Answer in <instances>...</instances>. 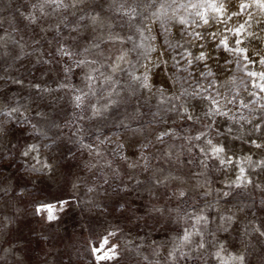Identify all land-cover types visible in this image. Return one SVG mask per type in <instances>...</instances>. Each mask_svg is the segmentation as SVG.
<instances>
[{"label": "rangeland", "instance_id": "obj_1", "mask_svg": "<svg viewBox=\"0 0 264 264\" xmlns=\"http://www.w3.org/2000/svg\"><path fill=\"white\" fill-rule=\"evenodd\" d=\"M38 2L0 0V37L5 38L0 41V77L3 78L0 102L20 109L3 125L4 132L0 133V152L4 154L0 163L7 165L15 161L11 167L4 168V175L9 179L0 184L3 189L0 192V264H96L92 248L99 246L101 238L109 232H116L109 238V245L117 246L118 256L101 264H221L214 256L220 245L224 246L221 253L224 264H238L231 259L234 255H243L244 264H264V237L252 231L255 226H264V204L261 203L264 200V166H258L264 159V148L257 149L252 143H264V131L254 129L257 122L264 128V121L260 119L262 113H250L237 103L224 107L228 116H206L211 106L209 100L203 95L196 98L182 96L180 101L172 102L177 105V112L161 110L157 123L149 124L151 113L161 107L158 96H153L152 92L158 88L166 89L168 95L181 91L179 84L168 79L171 73L165 75L154 70L155 74L150 76L154 87L150 92L138 87L128 75L130 71L139 75L143 71L141 65L147 63L138 54L139 50L130 52V64L122 65V71L113 74L108 67L112 62L109 57L114 58L119 53V44H101L99 50L89 53H83V49L107 36L109 31L124 37L133 36L138 43L137 27L144 29L145 36L156 35L155 43L161 45L163 38L159 24L153 23L151 18L155 7L146 8L147 0H127L125 8H135L138 13L130 21L118 10L125 0H115V3L113 0H84L75 7L58 10L46 6L47 15L32 7ZM253 11L259 18L258 10ZM30 14L37 17L36 23L26 19ZM97 14L103 26L92 25L87 19L79 20L81 15ZM179 14L186 15L183 10ZM169 24L172 36L178 38L180 26L175 21H169ZM148 27L152 28L151 33L147 31ZM253 30L258 31L259 26L254 24ZM60 46L77 53L74 59H95L97 63L78 68L73 59L61 58L56 53ZM125 47L130 49L132 43ZM96 51H103L105 55L97 56ZM157 54L151 55L155 58ZM44 60L49 63H43ZM220 62L223 63V58ZM212 66L216 70L215 65ZM66 67L71 71L66 73ZM250 67L256 70L258 66ZM92 68L98 71L93 73L96 79L91 81L89 88L90 82L85 77ZM230 68V71L219 73V82L209 93L215 97L220 92L230 98L237 87L240 90L237 100L248 102L253 99L241 84L244 80L248 91H256L248 78L238 67ZM101 73L112 75L113 82L104 83ZM178 75L183 77L186 73ZM232 76L236 77L235 86L225 83ZM16 80L22 83H14ZM200 83L206 85L207 81L200 79ZM34 84L52 91H38ZM61 84L66 87L60 88ZM183 87L192 92L196 83L189 80ZM109 92L113 93L111 99L117 100L118 105L100 117H92L90 105L101 107ZM82 93L88 95L77 108L74 97ZM184 102L189 114L199 117V121L181 119L184 113L179 107ZM224 104L221 99V105ZM170 106L165 104L163 108ZM5 119L0 117V120ZM248 119L252 123H248ZM121 120L129 125V129L142 127L144 131L125 130L118 126ZM54 123L60 127H52ZM32 125L46 132L48 139L37 135ZM165 130L175 131L177 135L165 137L164 144L157 143L156 133ZM200 133H205L200 140L188 139ZM105 135L110 141L99 144L97 137L102 139ZM81 139L98 147L103 155L97 157L88 149L80 148ZM207 139L225 146L222 155L232 159L233 163L221 165L206 144ZM53 140L56 143L51 149L43 147ZM113 141L123 143L124 148H117ZM148 142H151L150 147L143 149L148 156L145 161L139 155L140 145ZM32 143L41 145L40 159H47L55 166V176L43 183L34 177L50 176L51 173H28L23 180H18L24 175L18 171L21 164L25 169L31 164L40 166L36 160L20 154L26 144ZM201 148L206 151L201 152ZM68 149L74 153V158L71 155L64 158ZM168 150L172 152L171 158L164 154ZM121 156L127 159H121ZM202 160L206 167L201 164ZM105 161H111V166ZM92 164L96 166L90 167ZM240 167L245 168V175L252 184L242 188L229 187V183L240 175ZM161 168L162 173L158 171ZM169 173L181 180L154 184V176ZM89 188L93 191H88ZM181 189L186 193L184 197L174 195ZM218 189L231 191L232 196L217 201L215 190ZM209 190L213 194L205 197L204 192ZM58 200L70 203L64 212L57 213V221L48 222L34 214L37 202L56 203ZM118 202L126 207L141 206L136 215L143 218H125L121 211L115 210ZM209 204L214 207H207ZM153 207L161 209L162 213L151 211ZM201 212L209 216L211 223L206 227L201 225L202 235L193 236L191 243L179 246L177 237L185 228L192 230L194 221L190 217ZM225 213L234 216L232 222L225 224L219 220V214ZM220 225L227 227V232L221 230ZM201 241L204 248L198 247ZM169 253H173L174 258Z\"/></svg>", "mask_w": 264, "mask_h": 264}, {"label": "snow or ice", "instance_id": "obj_2", "mask_svg": "<svg viewBox=\"0 0 264 264\" xmlns=\"http://www.w3.org/2000/svg\"><path fill=\"white\" fill-rule=\"evenodd\" d=\"M84 3V0H71V2H66V0H39L37 4H33L34 9H38L41 14L47 15L45 12V7H53L54 9L75 7L77 4ZM115 3V0H113ZM125 3L120 5L118 10L123 11V14L126 15L129 20H134L138 15L135 8H125ZM146 8L155 7V11L151 13V18L153 23H158L160 28V35L163 38V43L159 46L156 45L155 41L157 40L156 35L145 36L144 29L137 27V32L140 35V41L137 43L133 36H121L118 33L114 34L111 31L108 32L107 36L101 37L98 42L91 43L88 47L83 49V53H89L93 50H99L101 44H111L113 46L119 44L120 49L119 53L115 55L114 58L109 57L112 62L108 65L111 69V72L117 73L122 71V65L130 64L128 59L130 52H137L139 50V55L144 57L147 61L146 64H142L141 68L143 71L137 75L135 72L130 71L128 75L132 82H134L138 87L147 89L150 92L153 89V84L150 81V76L155 74L154 70H158L161 73L167 75L168 79H171L174 84H179L181 91L179 94L173 93L168 95L166 89L158 88L155 92H152L153 96H158V104L161 107H158L157 111L151 113L152 119L149 121V124H156L157 118L161 116V110L165 112H177V105L172 103L173 101H180L182 96H190L193 98L200 97L203 95L205 100L211 102L209 111L205 113L206 116L212 115H222L228 116L229 112L224 110L227 104H239L240 107L248 109L250 113H256L260 111L262 113L260 119L264 121V0H171L169 3L168 0H147L145 4ZM171 10V14H169ZM180 10H183L186 15H180ZM253 10H258L259 18H257L256 12ZM31 23H36L37 17L34 14H30L26 17ZM88 20L92 25L101 24L99 14L97 15H81L79 17L80 21ZM147 19V17H146ZM169 21H175L179 28V36H172V26L169 24ZM259 26V30H253V25ZM111 28V25L108 26ZM202 29V30H201ZM215 29V30H213ZM147 31L152 32V28L148 27ZM5 38L0 37V41H3ZM131 42L132 47L126 48L125 45ZM36 43H39L38 41ZM2 46V45H0ZM21 47H23L21 45ZM159 47V51H158ZM193 49H196L193 52ZM56 53L61 57H67L73 59L74 63L78 68H81L86 65H95L97 60H88L86 58L74 59L77 53H74L68 48L63 46L56 48ZM152 53H158L155 58L152 57ZM95 55L104 56L103 51H96ZM221 58H223V63L221 64ZM43 63H49V61H42ZM215 65L216 70L213 69L212 65ZM258 66L256 70H253L250 66ZM230 66L238 67L248 78L251 83V87L256 89V91H248V84L241 80V84L244 85V91L249 97L253 99L245 102L243 99L237 100V97L240 96V90L237 87H234V95H231L229 98L228 94H221L220 92L216 93V96H212L209 93L210 89H213L218 84V75L219 73L230 71ZM64 71L67 73L71 71L70 67L64 68ZM98 71L96 68H92L91 71L86 75L85 79L90 83L88 85L91 88V81L95 80L96 77L93 75ZM186 73L185 76H180L178 73ZM104 78V83H112V75L105 76L104 73L100 74ZM200 79L207 81V84H201ZM189 80H194L196 83V88L192 92H188L186 88L183 87L184 82ZM0 82H3V78L0 77ZM16 84H21L22 81H14ZM225 83L236 85V77L232 76L230 79L226 80ZM33 87L38 91L49 92L52 91L48 88L41 89L40 84H34ZM60 88L66 87V85H59ZM94 94V93H93ZM112 92H109L106 102L101 106L90 105L92 111V117H100L104 113L109 112L111 109L115 108L118 105V101L111 99ZM88 93H82L74 97L76 102V107L80 108ZM225 101V104L221 105V99ZM170 104L168 108H163V105ZM186 102L181 103L179 111L184 113L181 116V119L188 121H199V117H194L189 114L188 107L185 106ZM20 112L19 107H10L3 102H0V117H5V120H0V133L4 132L3 125L8 123L14 114ZM139 112V109H137ZM38 115L43 116L44 114L38 113ZM143 115V114H141ZM18 119V118H17ZM83 119V117H81ZM247 119V118H245ZM248 123H252L251 119L247 120ZM28 123H31L28 121ZM118 126H122L125 130H131L135 133H142L144 129L138 127L135 129H129L123 120L119 122ZM52 127L59 128V124H53ZM33 131L39 135L48 139L47 133L43 132L40 128H37L36 125H32ZM256 131H264L261 123L257 122L254 125ZM177 135L175 131L165 130L159 131L155 135V141L159 144L165 143V137H172ZM205 133H200L195 137H188V139L200 140ZM97 141L99 144H103L106 141H110V137L105 135L102 139L98 136ZM55 140L51 144L45 143L44 148L51 149L55 145ZM117 148L123 149L124 144L120 142H115ZM257 149L264 148V143H257L252 141ZM151 142L143 143L140 145L141 151L139 155L145 161H148V156L145 154L143 149L150 147ZM206 144L210 146V150L213 156L219 159L221 165H231L233 163L232 159L224 158L223 153H225V146L219 143H213V140L207 139ZM41 145L32 143L26 144L23 151L20 153L24 158L31 157L33 160H36L40 165L39 167L36 164H31L28 169L24 168V165L21 164L18 168V171L24 173L18 180H23L24 176L28 173H51L50 176H36L35 180H39L41 183L45 182L47 179H52L55 174V166L48 162L47 159L41 160L39 157ZM80 148L88 149L90 154L94 153L97 157L103 155L99 148H94L92 144L84 143L83 140H80ZM201 152H205L204 148L200 149ZM165 156L171 158L172 152L170 150L165 151ZM71 155L74 158V153L71 152V149H68L67 154H64V158L67 159ZM4 154L0 152V161H3ZM121 159L126 160L127 157L121 156ZM15 161H11L9 164L5 165L0 163V184L6 182L9 177L4 175V168L11 167ZM107 166H111V161H105ZM201 164L205 167L207 166L202 160ZM95 164L90 165V167H95ZM149 165L145 164V168ZM258 166H264V159L260 160ZM129 167H135V165H129ZM159 172L164 170L158 169ZM240 175L237 176L235 181L229 183V187L233 185L236 188L246 187L249 184H252V181L245 175V168H239ZM203 175V173H201ZM180 181V177L172 176L171 173L164 175L162 177H153L154 184L161 185L166 184L169 180ZM208 183V181H205ZM203 187V185H201ZM257 187H260L257 185ZM126 190V189H125ZM264 190V189H262ZM3 189L0 188V192ZM88 191H93L92 188H89ZM217 195V201L220 198H227L232 196L231 191L224 190H215ZM212 190L204 192V196H211ZM179 197H184L186 195L184 190H179L178 193H174ZM68 200H58L56 203H51L47 201L37 202L34 206V214L41 216V218L46 219L48 222H53L58 220V212H64L66 206L69 205ZM264 204V200L261 201ZM207 207H214V205L209 204ZM116 211H121L122 215L127 219H131L132 216H135L136 219H142L143 217L137 216L136 213L141 211V206L133 207L132 205L125 206L124 203L118 202V208ZM151 211L156 213H162V210L156 207H153ZM129 213L131 215H129ZM219 220L225 224L233 221L234 216L230 214H219ZM194 222L190 231L188 228L183 230L182 235L177 237L179 241V246L189 244L192 241L193 236L202 235L200 226H207L211 223L208 215H205L203 212L195 214L190 217ZM221 230L227 232V227L222 225L218 226ZM264 226H255L252 228V231L258 233L260 236L264 237ZM116 232H109L106 236L101 238L99 246L92 248V254L96 264H101V262L113 261L117 258V246L112 244L109 245V238L115 236ZM204 243L201 241L198 244L199 248H204ZM224 251V246L220 245L219 250L214 253V256L221 260V264H224L221 253ZM183 255V253H181ZM170 257H173V253H169ZM174 258V257H173ZM232 261L238 262V264H244L243 255H234L231 257Z\"/></svg>", "mask_w": 264, "mask_h": 264}]
</instances>
